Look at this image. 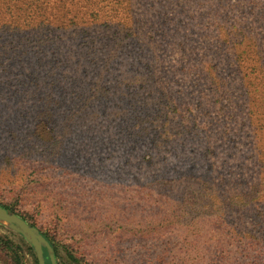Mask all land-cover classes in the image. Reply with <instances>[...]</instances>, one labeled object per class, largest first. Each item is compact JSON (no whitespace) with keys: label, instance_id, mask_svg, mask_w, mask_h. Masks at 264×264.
Masks as SVG:
<instances>
[{"label":"rangeland","instance_id":"374dc122","mask_svg":"<svg viewBox=\"0 0 264 264\" xmlns=\"http://www.w3.org/2000/svg\"><path fill=\"white\" fill-rule=\"evenodd\" d=\"M84 1L74 0V11L83 9ZM117 1L120 8L131 7L132 20L137 24L148 23L154 11L161 9L171 19L169 26L180 16L181 31H195L188 41L182 38L165 43L168 47L159 45L161 67L148 79L147 86L153 89L170 80L169 93L177 94V98L183 91L178 102L169 104H178L177 111H169L159 122L158 147L153 150L156 163L147 174L149 181H144L134 167L136 158L125 157L123 149L114 150L112 158L109 154L100 173H97L100 167L94 165L93 179L84 166H72L70 156L62 164L50 166L43 160L39 163L41 157L35 154H31L32 161L19 164L21 155L14 154L6 160L0 159V203L14 215L30 220L29 225L33 223L40 234L51 236L57 231L63 239L70 240L63 243L65 247L82 252L77 255L79 262H75L63 250V258H55V264L173 263L183 255L185 239L193 246L212 250L213 256L225 249L237 254L247 249V243L239 244L238 233L264 230V194L257 196L253 189L264 178V129L260 134L254 130L261 114L260 105L264 103V83L254 86L260 93L258 100H249L252 95L248 94L254 90L251 81L258 80L255 76L258 73L251 67L257 60L255 54L259 53H250L240 62L236 59L249 44L247 40L242 43L245 35L240 34V13H237L247 0H194L189 4L188 17L179 15L181 9H175L174 16L167 12L163 1L169 0ZM229 5L235 9L231 10ZM218 10L220 15L215 22L213 12ZM247 11L249 7L241 12ZM225 34H231L226 43ZM217 35H221L220 41L216 40ZM235 35L241 37L234 38ZM179 40L184 42L183 47ZM261 56L264 62V54ZM211 62L218 65L222 73L219 75L224 78L222 90H217L207 78ZM120 72L121 76L124 74L120 80L128 76L124 69ZM85 153L92 152L75 151L73 159ZM126 159H130L127 165ZM193 161L192 172L179 177L178 173ZM169 169L173 170L167 172ZM206 189L210 193L205 198L202 193ZM149 193L152 201H148L147 211L140 208L138 200H150ZM201 196L208 204L220 207L221 203L224 207V222L219 226L211 222V216L203 209L187 216L181 212L185 222L176 228L164 225L159 236L143 239L131 234L133 229L144 228L146 221L162 224L171 210L196 205ZM228 205L233 207L227 209ZM185 224H188L186 230L182 227ZM227 234L232 236L230 243L225 242ZM233 237L236 241H232ZM0 241L19 256L22 264H35L27 240L2 222ZM7 256V252L0 250V264H11ZM230 258L233 260L234 255ZM44 261L50 264L46 251ZM201 261L210 263L207 251Z\"/></svg>","mask_w":264,"mask_h":264},{"label":"trees","instance_id":"16d2710c","mask_svg":"<svg viewBox=\"0 0 264 264\" xmlns=\"http://www.w3.org/2000/svg\"><path fill=\"white\" fill-rule=\"evenodd\" d=\"M192 1L169 0L163 4L172 16L175 9H181L179 15L187 16ZM120 6L117 0H85L83 9L74 11V0H0V159L6 160L17 154L21 155L17 162L20 164L32 161L31 154H35L41 157L39 163L43 160L56 166L70 156L71 165L84 166L87 175L93 179L94 165L100 167L97 169L100 173L109 154L112 158L114 150L123 149L125 157L136 158L134 167L144 181H149L147 174L156 163L153 150L158 147L159 122L170 112L177 111L178 104H169L178 102L183 91L178 93L179 99L177 94L169 93L170 80L153 89L147 86L148 79L154 77V72L161 67L159 45L182 38L188 41L195 31H181L180 16L169 26L171 19L161 9L154 11V17L148 23L137 24L132 20L131 7ZM234 7L229 5L231 10ZM246 7L249 11L242 14ZM237 13H240V34L245 35L242 43L249 41L247 49L236 55L237 61H242L250 53H259L255 54L257 60L251 67L258 73L255 75L258 80L251 81L254 90L248 92L252 95L249 100H258L260 93L254 86L258 87V82L264 83L261 56L264 54V0H247ZM219 15V10L213 12L215 22ZM230 36L225 34L224 43ZM236 36L240 35L233 37ZM220 38L221 35L216 36V40L220 41ZM183 43L178 41L181 47ZM120 60H124L123 63ZM121 69L128 73L122 80ZM195 69L200 72L199 68ZM206 74L212 85L222 90L224 78L219 75L222 73L218 65L211 62ZM259 110L261 114L254 128L257 134L264 129V103ZM86 149L92 152V159L86 153L77 160L73 159L75 151ZM185 159H181L183 164ZM124 162L127 165L130 159ZM194 164L193 161L186 165L178 176L191 173ZM253 189L257 196L263 195L264 178ZM207 193H210L208 189L202 193L205 198ZM151 195L148 194L150 200H138L140 208L149 211ZM0 206L11 212L7 206L1 203ZM222 207L221 203L216 207L214 203L204 202L201 196L196 205L171 210L162 224L146 221L144 228L133 229L131 234L143 239L159 236L164 225L181 226L185 214L193 215L203 209L211 216V222L219 226L224 222ZM231 207L228 205L227 209ZM175 213L179 215L175 216ZM16 216L30 224V220ZM259 226L257 223L256 227ZM182 227L186 230L188 224ZM58 233L41 235L51 246L55 258H63L61 253L64 250L69 260L79 262L77 255L82 252L65 247L63 243L70 240L63 239ZM238 236L239 244L241 241L247 243V249L237 254L225 249L213 256L212 250L193 246L185 239L181 258L162 264H202L206 251L209 264H226L231 255L234 259L229 264H264V230L240 232ZM231 239V234H227L225 242L230 243ZM232 241H236V237ZM0 250L7 252L11 264H22L19 256L1 241ZM34 263L37 264L36 260Z\"/></svg>","mask_w":264,"mask_h":264},{"label":"water","instance_id":"95a60500","mask_svg":"<svg viewBox=\"0 0 264 264\" xmlns=\"http://www.w3.org/2000/svg\"><path fill=\"white\" fill-rule=\"evenodd\" d=\"M0 222L5 223L10 229L23 236L32 247L37 264H45L44 251L48 253L50 264H55L53 250L40 232L26 223L20 217L8 212L0 206Z\"/></svg>","mask_w":264,"mask_h":264}]
</instances>
